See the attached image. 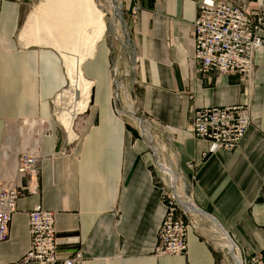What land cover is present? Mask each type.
<instances>
[{
  "label": "crops",
  "instance_id": "crops-1",
  "mask_svg": "<svg viewBox=\"0 0 264 264\" xmlns=\"http://www.w3.org/2000/svg\"><path fill=\"white\" fill-rule=\"evenodd\" d=\"M121 1L136 113L150 127L153 147L114 101L113 63L102 36L80 66L89 81L87 102L74 132L73 118L59 120L67 133L62 138L53 100L67 84L65 61L54 48L37 45L26 22L21 26L26 0H0V183L26 185L17 170L23 156H35L38 167L31 193L16 202L0 264H27L28 213L36 205L54 213L60 259L79 252L76 264H222L202 233L207 223L191 215L186 253L157 255L166 184L160 159L241 258L260 256L264 264V47L254 53L248 77L203 74L192 60L198 0ZM232 1L261 18L264 37V0ZM52 21L40 30L59 34L49 33ZM59 32L63 48L76 41V32ZM120 83L118 94L130 103ZM237 105H245L251 119L239 145L203 157L208 143L190 132L193 112Z\"/></svg>",
  "mask_w": 264,
  "mask_h": 264
},
{
  "label": "built area",
  "instance_id": "built-area-1",
  "mask_svg": "<svg viewBox=\"0 0 264 264\" xmlns=\"http://www.w3.org/2000/svg\"><path fill=\"white\" fill-rule=\"evenodd\" d=\"M262 29L260 17H251L232 0H198L197 15L192 23L193 63L203 74L236 73L248 77L253 71L254 53L264 47ZM250 123L245 105L201 108L193 112L190 132L194 138L208 143L203 155L206 157L221 149L230 151L236 148ZM17 170L27 177L25 186L15 189L0 183V243L8 237L17 200L26 192L31 193V185L37 180V158L33 155L23 156L18 161ZM162 199L165 214L158 231L155 251L157 255H184L189 214L179 206L167 183ZM28 232L29 249L22 258L23 263L76 264L81 261L79 252L65 259L58 257V239L52 211L36 205L28 213ZM260 261L261 257L256 255L249 259L241 258L242 264H258Z\"/></svg>",
  "mask_w": 264,
  "mask_h": 264
},
{
  "label": "rangeland",
  "instance_id": "rangeland-1",
  "mask_svg": "<svg viewBox=\"0 0 264 264\" xmlns=\"http://www.w3.org/2000/svg\"><path fill=\"white\" fill-rule=\"evenodd\" d=\"M58 1L59 0H26L25 2L26 5H25L24 13H23V19L21 22V26L25 25V22H26V25L28 26V31L31 30L35 34L34 38L36 40L35 41L36 44L54 48L55 50L58 51V53L62 56V58L65 61V68L67 72L66 73L67 74V84L65 88L62 89V91L59 93V95L53 100V108H54L53 112H54V115L59 125L60 135L62 138H66L67 133L65 129L60 125V121L66 124L67 121H70L73 118V121L71 123V129L74 132L75 122L79 118V114H80L79 113L80 110L76 107L77 106L76 104H78L79 102L80 104L84 105L88 99V94H87V98L84 99L82 94L80 93V90H82L81 88H79L80 85L76 87L78 83H76L77 79H76L75 73H73L72 71V66L74 67L77 63L80 69V66H82L81 65L82 61H84L85 59L89 57V55L91 54L94 48V43H96L95 38L97 36V32H93L92 29L85 27L81 29L78 33H76V36H75L76 41H73L71 39L70 41L71 43L66 42L67 43V46L65 47L66 49L63 48L62 45L59 44L57 39L59 37L60 38L64 37V35L61 32H59L61 30L55 31V29H53V25H54V22L58 21V19L59 21H61L60 20L61 18H65V15L66 17H68V13L60 14L56 10ZM65 1L68 2L70 5L72 4L76 7H79L82 10H86V11L90 10L92 15H100V16L102 15L101 19H99V26L104 27L105 29L103 30L101 42L108 45L109 52H110V58H111L110 61L113 63L111 66V70H112V73H114L113 85H114V95L116 97L114 101L116 104L119 105L118 107L119 110L125 109V103H124L125 99L123 98L120 92L118 94L117 85H116L117 81H119L121 78L122 79L121 84L128 89L129 100H130V103L132 104L131 105L132 110L135 112L136 115H138L136 113L138 108L136 106V103H134L135 97H134V87H133V82H132L133 76L131 75L132 74L131 67H133V65L131 64L133 62L132 55L130 53L129 46H125L122 43V41H125V40L127 41V43H129L127 31H126V27H127L126 22H127L128 16L124 13L122 9V1H121V10H122L121 17H120V20L116 23L117 35H115L112 29L111 15L103 7L104 6L103 0H65ZM51 16L53 17V21L49 24L47 23L49 33H52V34L59 33L57 35H48L44 33V31L40 30V27L42 26V24L45 23L47 20H49ZM87 19H89V17ZM47 25L44 26L45 29ZM71 32L74 33V31L71 29L70 32L69 31L67 32V35H69ZM92 41H93V44H91ZM94 53H95V48H94L93 54ZM68 69L70 70V73L72 76L71 81L68 76V71H69ZM125 70H129L127 76L121 77L124 74ZM80 72H81V79L79 80V83L83 82L84 84H86L85 83L86 81L89 83V81L84 76L83 72L82 71ZM75 88L76 90H73ZM86 89H88V86H86ZM74 114L76 115L74 116ZM150 135L152 138L153 134L151 133ZM161 165L163 168L168 166L167 164H164L163 161L161 162ZM162 179L164 182L168 184L167 179H165L163 175H162ZM194 217H198V216H194ZM202 233L210 241L213 247L216 249L218 255L220 256L222 264H233V261L230 255L227 254V251L225 249H221L219 245H217L218 244L217 241L215 240L213 236H211L210 233H208L207 229Z\"/></svg>",
  "mask_w": 264,
  "mask_h": 264
},
{
  "label": "bare ground",
  "instance_id": "bare-ground-1",
  "mask_svg": "<svg viewBox=\"0 0 264 264\" xmlns=\"http://www.w3.org/2000/svg\"><path fill=\"white\" fill-rule=\"evenodd\" d=\"M103 1H104L103 7L106 9V11L108 13H110V15L112 17V19H111L112 29H113L115 35H117L116 23L120 20L121 13H122L121 0H103ZM56 10L60 14L68 13V17H66V15H65V18L60 19L61 21H59V19H58L57 22H54L53 26L56 29L61 30V31H67V32L72 29L74 32L78 33L81 29L88 27V28L92 29L93 32H97V36L95 38L96 40L102 36L103 30L105 29L104 27L99 26V19H101L102 15L101 16L100 15H92L90 10L89 11L88 10L87 11L82 10L79 7H76L72 4L70 5L65 0H59L58 1V4L56 6ZM88 17H89V19H87ZM54 18H55V16H54ZM122 43L125 46H129V43H127L126 40L122 41ZM91 44H93V41L91 42ZM78 66L79 65L77 63L74 67L72 66V71H73V73H75V76L77 79L76 83H78V84L76 85V87L78 85H80L79 88L82 89V90H80V93L82 94L83 98L86 99L87 94H88V89H86V86H88V84L86 82L85 83L87 85L84 84L83 82L79 83V80L81 79V72H80V69ZM128 72H129V70H125L124 74L121 77H126ZM68 76H69V79L71 81L72 76H71L70 70L68 71ZM120 80H122V79L120 78ZM121 86H123V85L121 84ZM118 89H119V86H118L117 90ZM73 90H76V88ZM125 94H128V89L126 87H124V95ZM124 98H125V111L123 112V110H122V113H124L125 116L129 117L131 120L136 122V125L139 127L142 134L144 136H146L145 138L150 143V146L153 147V143L151 144L152 140H151V138H149L150 131H151L150 127L145 125L144 121L141 118H139L137 115H135L134 111L132 110V106H131L132 104H130L127 101V98L125 96H124ZM76 105H77L76 107L79 110H82V108L84 107V105L80 104L79 102ZM157 149H159V148L157 147L156 150ZM157 151L159 152L160 150H157ZM160 161H161V159H160ZM164 176L166 177L165 179L168 180V184L170 185L171 189L173 190L174 197L177 200V202L180 204V206L186 212H188V214L193 215V217L198 216L202 221H205L208 224L206 229H207L208 233H210L211 236H213L215 238V240L218 243L217 245H219V247L221 249H225L227 251V254L230 255V257L233 261V264H241V258H240V255H239V252L237 250L236 245H234L233 241L226 235V233L223 231V229L211 217H208L206 214H204L201 211H198L194 207L191 199L189 197H187L183 193V191H181L179 189V183H178L175 175L171 172V168L169 166H166L164 168Z\"/></svg>",
  "mask_w": 264,
  "mask_h": 264
},
{
  "label": "water",
  "instance_id": "water-1",
  "mask_svg": "<svg viewBox=\"0 0 264 264\" xmlns=\"http://www.w3.org/2000/svg\"><path fill=\"white\" fill-rule=\"evenodd\" d=\"M205 214V213H204ZM225 232V231H224ZM226 233V232H225ZM226 235H227V233H226ZM228 236V235H227ZM229 237V236H228Z\"/></svg>",
  "mask_w": 264,
  "mask_h": 264
}]
</instances>
